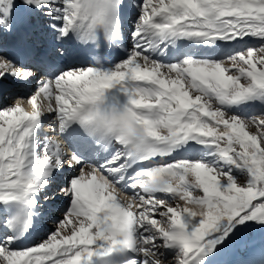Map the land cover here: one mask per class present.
I'll return each mask as SVG.
<instances>
[{
  "label": "snow or ice",
  "instance_id": "6c2138e0",
  "mask_svg": "<svg viewBox=\"0 0 264 264\" xmlns=\"http://www.w3.org/2000/svg\"><path fill=\"white\" fill-rule=\"evenodd\" d=\"M240 247L264 264V0H0V264Z\"/></svg>",
  "mask_w": 264,
  "mask_h": 264
},
{
  "label": "bare ground",
  "instance_id": "6f19581e",
  "mask_svg": "<svg viewBox=\"0 0 264 264\" xmlns=\"http://www.w3.org/2000/svg\"><path fill=\"white\" fill-rule=\"evenodd\" d=\"M249 241L259 246L261 242V235L259 232L253 233L250 237H248ZM248 252L245 248L240 247L235 252H231L227 254L222 259L226 262V264H239L242 260L248 257Z\"/></svg>",
  "mask_w": 264,
  "mask_h": 264
}]
</instances>
